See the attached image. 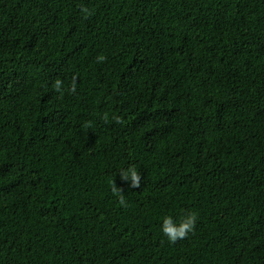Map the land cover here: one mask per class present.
<instances>
[{"label": "trees", "instance_id": "16d2710c", "mask_svg": "<svg viewBox=\"0 0 264 264\" xmlns=\"http://www.w3.org/2000/svg\"><path fill=\"white\" fill-rule=\"evenodd\" d=\"M0 264H264V0H0Z\"/></svg>", "mask_w": 264, "mask_h": 264}, {"label": "clouds", "instance_id": "9594fccd", "mask_svg": "<svg viewBox=\"0 0 264 264\" xmlns=\"http://www.w3.org/2000/svg\"><path fill=\"white\" fill-rule=\"evenodd\" d=\"M82 13L85 16L90 15L89 10L84 7L81 9ZM106 57L103 54H100L96 57V63L101 64L105 62ZM52 89L56 93H62L64 91V82L57 78L52 84ZM68 91L75 93L76 83L75 78H73L71 87ZM103 121L108 123L122 124L123 120L120 116L115 114H109L107 112L102 114ZM84 129L89 130L91 128L90 122H85L83 125ZM120 175V178L127 182L129 187L132 189L139 188L141 184V176L137 171L135 165H129L127 168L120 169L117 171ZM112 193L117 197L120 205L127 206L124 194H122V189L117 188L112 182ZM197 224V215L196 213H189L184 215L179 219V221L174 220L171 216H166L162 220L160 231L162 235L172 244H175L177 241L187 238V236L194 231Z\"/></svg>", "mask_w": 264, "mask_h": 264}]
</instances>
